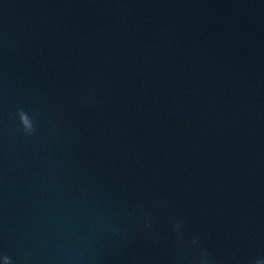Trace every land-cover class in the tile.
Segmentation results:
<instances>
[{
	"label": "water",
	"instance_id": "obj_1",
	"mask_svg": "<svg viewBox=\"0 0 264 264\" xmlns=\"http://www.w3.org/2000/svg\"><path fill=\"white\" fill-rule=\"evenodd\" d=\"M196 237L264 260V0H0V264H198Z\"/></svg>",
	"mask_w": 264,
	"mask_h": 264
},
{
	"label": "clouds",
	"instance_id": "obj_2",
	"mask_svg": "<svg viewBox=\"0 0 264 264\" xmlns=\"http://www.w3.org/2000/svg\"><path fill=\"white\" fill-rule=\"evenodd\" d=\"M16 116L19 118V129L18 131L25 137H33L37 134V125L35 120L23 109L17 110ZM15 118V117H13ZM145 226L150 227V218L145 220ZM184 225L179 221H174L172 223V230L177 234V239H182ZM192 244L199 247V262L198 264H215V261L212 257L211 252L206 248L202 247L200 239L198 237L193 238ZM27 256L24 257V260H27ZM3 264H17L15 260L8 257L7 255L3 256ZM256 264H264V260H257Z\"/></svg>",
	"mask_w": 264,
	"mask_h": 264
}]
</instances>
